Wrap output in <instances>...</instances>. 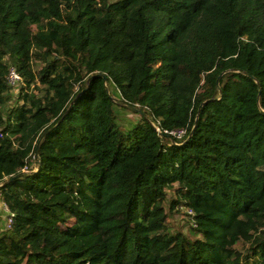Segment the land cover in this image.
Returning <instances> with one entry per match:
<instances>
[{
  "label": "trees",
  "instance_id": "1",
  "mask_svg": "<svg viewBox=\"0 0 264 264\" xmlns=\"http://www.w3.org/2000/svg\"><path fill=\"white\" fill-rule=\"evenodd\" d=\"M0 202V264H264V0H0Z\"/></svg>",
  "mask_w": 264,
  "mask_h": 264
},
{
  "label": "rangeland",
  "instance_id": "2",
  "mask_svg": "<svg viewBox=\"0 0 264 264\" xmlns=\"http://www.w3.org/2000/svg\"><path fill=\"white\" fill-rule=\"evenodd\" d=\"M12 81V79H11ZM13 82H17L16 79H13ZM22 86V80H19V83L17 82L15 86V95L18 94V89ZM116 109V121L115 123L119 127L120 130L126 131L129 130L137 121V117L128 112L123 111L121 108H115ZM0 213L3 215L4 221H2L0 228L6 227V213L3 210V204L0 202ZM169 227L174 226L176 229L181 230L183 233H185L186 236L190 238H194L192 235V231L190 229L191 219L187 216L186 210L183 208H180L178 212H174L170 215L169 220L167 221Z\"/></svg>",
  "mask_w": 264,
  "mask_h": 264
},
{
  "label": "built area",
  "instance_id": "3",
  "mask_svg": "<svg viewBox=\"0 0 264 264\" xmlns=\"http://www.w3.org/2000/svg\"><path fill=\"white\" fill-rule=\"evenodd\" d=\"M10 83H11V86H15V84L18 82L19 83V80H20V77L18 76V74L16 73L15 70H11L10 72ZM12 79V81H11ZM13 79H16L17 82H13ZM157 133H159V129H156L155 130ZM164 134L168 135V136H171L173 137L174 139H182L185 137V131L184 130H180V131H172V132H164ZM3 210L5 211L6 213V229L9 230L11 228V225L13 223L12 221V216H11V213L10 211L8 210L7 206L5 204H3ZM186 213H187V216L189 218H192L193 217V212L191 210H186ZM193 223V222H191ZM193 227H195L193 224H192Z\"/></svg>",
  "mask_w": 264,
  "mask_h": 264
},
{
  "label": "water",
  "instance_id": "4",
  "mask_svg": "<svg viewBox=\"0 0 264 264\" xmlns=\"http://www.w3.org/2000/svg\"><path fill=\"white\" fill-rule=\"evenodd\" d=\"M127 109H128L129 111L133 112V113H136V114L140 113L139 111H137L136 109L131 108V107H127ZM35 152H36V151H35Z\"/></svg>",
  "mask_w": 264,
  "mask_h": 264
},
{
  "label": "clouds",
  "instance_id": "5",
  "mask_svg": "<svg viewBox=\"0 0 264 264\" xmlns=\"http://www.w3.org/2000/svg\"><path fill=\"white\" fill-rule=\"evenodd\" d=\"M191 219V218H190ZM192 221V220H191Z\"/></svg>",
  "mask_w": 264,
  "mask_h": 264
}]
</instances>
